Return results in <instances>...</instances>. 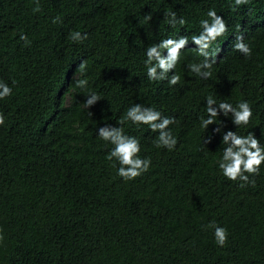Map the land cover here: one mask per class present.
Masks as SVG:
<instances>
[{
    "label": "trees",
    "instance_id": "obj_1",
    "mask_svg": "<svg viewBox=\"0 0 264 264\" xmlns=\"http://www.w3.org/2000/svg\"><path fill=\"white\" fill-rule=\"evenodd\" d=\"M39 5L33 12L35 0H0V82L12 88L0 100V264H264V164L249 177L254 184L241 187L217 163L227 131L252 132L264 147V0L235 10L234 0ZM209 9L228 30L209 50H218L217 62L204 79L188 66L204 59L190 38ZM172 12L186 23L169 25ZM75 31L87 39L73 41ZM238 35L250 56L233 50ZM185 36L168 74L179 83L149 80L146 49ZM78 79L87 86L76 87ZM93 92L100 99L88 109ZM209 96L234 107L247 101L249 124L236 127L221 113L201 127ZM136 104L174 118L172 150L156 147L159 133L149 126L120 123ZM105 125L139 141V157L151 160L147 172L130 181L118 176L119 162L106 159L114 146L98 137ZM209 225L227 230L224 247Z\"/></svg>",
    "mask_w": 264,
    "mask_h": 264
},
{
    "label": "clouds",
    "instance_id": "obj_2",
    "mask_svg": "<svg viewBox=\"0 0 264 264\" xmlns=\"http://www.w3.org/2000/svg\"><path fill=\"white\" fill-rule=\"evenodd\" d=\"M36 7L33 8V12H39L40 5L39 0H35ZM248 0H234V10L243 4H247ZM165 17L167 23L172 27H175L177 23L184 25L186 21L181 17L177 20L176 13H166ZM170 17V18H169ZM208 19L200 21L201 31L199 34L192 35L191 43L196 45V51L199 56L204 59L199 63L190 64L189 70L201 78L208 79L211 77V68L213 64L217 62V51H209L215 42L223 37L227 32V24L222 17L217 15L215 9H209L207 12ZM147 19H151V16H147ZM60 18L56 17L53 23H59ZM70 38L73 41H80L87 39L86 35H83L79 31L70 33ZM20 39L25 41L26 44L30 43L27 40V36L21 35ZM189 43V37H180L179 39L166 38L160 41L159 44H153L146 49V61L145 68L147 77L151 81H164L168 80L169 85L174 86L179 83L180 77L177 74H173L169 77V73L173 72L180 59V53L182 49ZM233 50L242 53L245 56L251 55V49L244 42V36L238 35L235 37V43ZM167 52V56L164 53ZM87 67V62L82 61L77 69L79 73H84ZM15 83V81L13 82ZM76 87L84 88L87 86L86 79L76 80ZM12 95V88L6 83L0 82V100H3ZM99 96L96 93H91L86 97L84 106L91 108L99 101ZM206 112L207 118H201V127L208 129L210 125L215 124L216 118L222 113L224 117H228L231 114L232 123L236 127L247 126L253 115L250 104L247 101H240L235 107L231 103L220 102L217 103L211 96L206 99ZM92 115V113H90ZM129 120L134 124L147 125L153 132H158L159 135L156 138V147H166L172 150L177 140L169 131V125L175 122L174 118H167L161 116V113L154 108L144 107L140 104H136L130 107L125 117L120 121L121 124ZM5 120L2 113H0V125H4ZM216 132H221V128L217 127ZM98 137L104 141L110 142L114 147L109 152L106 159L109 161L114 158L119 162L120 167L117 169V174L125 181L134 180L143 173L147 172L151 160L149 158L142 159L139 157L140 152L139 141L135 137H131L124 134L122 127H112L105 125L98 128ZM210 141H205V143ZM226 147L223 149L222 158L218 160V167L221 170L224 177L231 181H241V187L245 184L253 183L249 181L250 176L259 174L261 165L264 164V147L261 146L260 140H258L254 133L249 132L247 135H238L237 132L227 131L222 133V141ZM214 228L215 243L219 247H224L227 243L228 232L225 228L217 225H209ZM2 239V237H0Z\"/></svg>",
    "mask_w": 264,
    "mask_h": 264
}]
</instances>
